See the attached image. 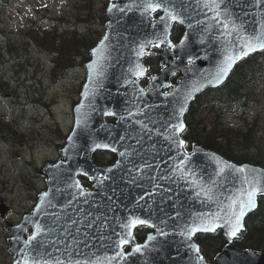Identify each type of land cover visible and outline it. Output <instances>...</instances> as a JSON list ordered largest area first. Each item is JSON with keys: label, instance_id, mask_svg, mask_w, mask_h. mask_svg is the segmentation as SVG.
Here are the masks:
<instances>
[{"label": "water", "instance_id": "1", "mask_svg": "<svg viewBox=\"0 0 264 264\" xmlns=\"http://www.w3.org/2000/svg\"><path fill=\"white\" fill-rule=\"evenodd\" d=\"M144 2L146 0H108L104 33L90 48V57L84 62L85 79L79 91V99L73 106V126L63 146L59 148V158L44 165L41 173L45 176L46 187L37 194L32 210L23 214L19 222L7 226L10 234L7 251L13 257L11 264H17L19 250L24 247L23 241L34 230L33 224L28 223L26 218L33 222L39 221L45 228L51 229L41 235L40 239L45 243L43 249L39 250L46 251L51 258H59L66 264L69 259L84 261L112 255L113 249L106 247L108 241L101 240V237L117 239L115 233L123 231L120 225L130 215L149 220L154 226L150 227L151 230L142 241H136L133 236L129 239V243L124 246L127 250L123 249L126 253L131 252L137 244L147 247L142 253L133 254L120 264H196L197 255L202 256L200 249L196 253L188 244H196L199 248L194 236L212 232L198 231L190 240H185L180 235L181 231L193 222L195 214L219 211L218 202L227 203V197L241 187L239 174L215 177L216 163L209 157L215 155L237 167L247 166L264 171L263 166L234 162L199 143H194L190 150H186L164 139L167 124L177 122L172 117L180 106L184 92L195 86L196 82L201 85L188 101V110L198 94L209 87H216L208 85L204 78L214 73L217 63L223 58L220 50L222 44L214 38L218 34L215 30L206 33L205 26L197 23L205 18V13L197 7L196 0H168L169 6H174L185 21L183 24L171 22L168 39L172 42L173 25L182 26L183 33L175 43L172 42L177 46L175 49L167 48L166 44L159 47L162 68L156 73H150L143 57L156 53L152 47L164 32V24L160 21L164 12L158 9L157 17L153 16L156 12L142 14L138 6ZM230 2L232 11L244 22L249 33L258 29L264 21V0H261L260 5H256L254 0ZM105 36L108 40L107 50L103 53L105 59L102 61V75L90 82L87 66L97 59L92 49H98ZM181 40H184L183 45L180 44ZM146 41H152L153 45H147V54L137 57L139 45ZM189 57L192 58V64L188 63ZM136 63L146 69L145 74L139 78L129 72V68ZM174 75H177L178 82L171 86L170 78ZM144 77L147 78L146 85L139 81ZM125 80L134 83L125 84ZM86 85L94 89V95H83ZM139 89L145 90L142 96ZM163 92H173V95L164 96ZM81 102L83 107L78 109ZM146 104L150 107L145 108ZM138 107L144 109V114L129 117L128 112H136ZM187 110L180 117L184 124ZM105 111L115 115H104ZM107 117H113L114 121L110 122ZM121 117L125 118L122 120ZM78 119L82 120L80 125L76 123ZM137 119L147 123L149 130H142L134 122ZM177 135L182 139L181 133ZM70 136L72 140L68 139ZM121 136L125 137L124 140H120ZM104 143L117 149L113 152L116 158L111 164L98 165L93 161L92 153L111 151V148H95V144ZM125 150L129 152L127 158L119 155ZM185 153L191 161L188 167L200 179L205 182L210 177L218 180L214 189L215 201H206L203 196L197 198L188 183L173 172L174 165L179 164ZM117 161H120L119 165ZM104 175L109 179L98 183L97 178ZM80 176L88 178L91 188L82 183ZM73 181L79 182L85 195L79 194L80 189L70 187ZM153 185L158 187L154 188ZM44 192L49 193L47 199L51 201V206L45 204L43 214L34 215ZM260 195L264 194H258L256 200ZM141 196L143 200L139 199ZM8 211L9 206L0 200V217L6 216ZM251 212L244 218V228ZM157 228L166 235H160ZM216 230H220L229 240L227 229L222 224ZM150 235L155 239L149 240ZM15 237H19V240ZM202 257L201 264H264V249H240L234 244H227L212 261Z\"/></svg>", "mask_w": 264, "mask_h": 264}, {"label": "rangeland", "instance_id": "2", "mask_svg": "<svg viewBox=\"0 0 264 264\" xmlns=\"http://www.w3.org/2000/svg\"><path fill=\"white\" fill-rule=\"evenodd\" d=\"M79 8L77 0H9L0 11V80L6 88L0 92V200L10 208L0 217V247L5 249L8 224L31 211L37 193L46 187L42 168L59 158L64 143L54 132L55 126L64 135L71 130L73 106L85 78L83 64L77 60H73L70 74L60 78L52 71L50 56L33 40L21 61L28 42L24 34L34 24L46 26L50 15L75 21ZM29 36L33 38V33ZM261 89H255L257 97L262 95ZM249 110L244 116L225 117L222 123L244 128L257 113L256 105ZM201 117L206 123L214 119L209 111H203ZM9 260L0 257V264Z\"/></svg>", "mask_w": 264, "mask_h": 264}, {"label": "snow or ice", "instance_id": "3", "mask_svg": "<svg viewBox=\"0 0 264 264\" xmlns=\"http://www.w3.org/2000/svg\"><path fill=\"white\" fill-rule=\"evenodd\" d=\"M256 5L261 4V0H254ZM197 7L205 13V18L203 20L197 21L199 24H203L204 32L211 33L214 30L218 33L214 38L222 44L221 52L223 58L217 63L214 73H210L204 79L208 85L219 86L224 83L228 78L233 67L241 61L243 58L249 56L250 53L256 52L257 50L264 51V21L259 24L258 29L249 33L244 26V22L240 20V17L236 16L232 11V4L230 0H196ZM113 8L115 5L112 6ZM141 7L142 14H149L156 12L158 9H162L164 15L160 17V21L164 24V32L157 42L153 45L152 41H146L139 45V50L136 52V56L140 57L147 54L145 49L147 45H153L154 47H161V45L166 44L167 48L175 49L177 46L173 44L168 39V28L171 22H178L183 24L184 18H182L180 12L176 10L174 6H169L168 0H146ZM112 11V8H109ZM121 11H124L121 9ZM211 13V15H208ZM237 21H240L239 23ZM189 28L192 27L191 24L188 25ZM108 37L105 36L104 39L100 41L99 48L92 49V52L96 54L97 59L93 60L88 64L89 71V81L94 82L96 77L102 75V61L105 59L103 53L107 50L106 41ZM203 43V37L201 38ZM180 44H184V40L180 41ZM189 64H192V58L189 57ZM129 72L137 78L143 76L146 69L140 63H136L133 67L129 68ZM151 79H155L152 77ZM134 83V81L125 80V84ZM201 87L199 82H196L195 86L188 88L182 97L179 108L174 112L173 119H176V123H168L165 128L164 139L171 142V144L177 148H183L185 141L178 138V133H182L186 130V125L180 117H183L185 111L187 110L188 101L193 98V93ZM144 89H139V94L142 96L144 94ZM178 91V90H177ZM94 89H89L85 86V91L83 95L88 97L94 95ZM162 95L170 96L173 92H163ZM83 107V102L78 106V109ZM145 108H149V105H145ZM144 114V109L137 108L136 112L129 111L128 116H138ZM104 115H115L111 111H105ZM125 117H121L123 120ZM136 124L140 125L142 130H149L148 124L143 120H135ZM77 125L82 123V120L78 119L76 121ZM152 123H155L152 121ZM125 137L121 136L120 140H124ZM72 140L70 136L68 138ZM95 148H111L112 152H116L115 147L110 146L107 143L95 144ZM121 157L127 158L129 152L127 150L121 151L119 153ZM216 163L215 177L224 178L230 174H239V183L241 187L231 196L227 197V203L218 202L219 211L211 213L195 214L193 222L187 225L180 233L185 240H190L191 237L198 231L204 232H214L221 224L227 229L226 235L229 240L237 238L238 234L244 230V218L246 214L255 210L257 208V195L264 194V171L256 168H251L247 166L237 167L233 164L227 163L221 160L219 157L212 155L209 157ZM175 159V158H173ZM190 157L187 153L183 155V159L179 161V164L174 165L173 172L178 173L180 179L186 181L189 187L193 190L194 195L199 198L204 197L206 201H215L214 189L218 184L217 179L209 178L207 182L200 179L196 172L188 167L190 163ZM120 161H117L119 165ZM58 167V166H57ZM115 167V165H114ZM149 167V165H145ZM107 171H111L108 169ZM139 171V169H137ZM86 175V173H85ZM191 177V179H189ZM107 175L100 176L97 178L98 183H102L104 180H108ZM163 179V177L161 178ZM75 187L80 189V195H85V192L81 188L78 181H73V185L70 187ZM154 188L158 187L153 185ZM90 195V193L88 194ZM148 195V193H145ZM49 196L48 192H44L40 196V203L36 205L34 211L35 214H43V206L47 204L51 206V201L47 199ZM143 200L144 197L139 198ZM28 223L33 224V232L24 241V247L20 248V258L17 264H65L59 258L53 259L51 255L46 253V251H40L43 249L44 241L40 239L41 235L46 232H50L51 229L45 228L39 221L33 222L29 218H26ZM139 225H147L153 227L149 220L142 219L139 216L130 215L127 220L121 223L120 227L122 232L115 233L117 239L113 240L112 237H101V240H107L108 243L106 247L113 249L112 255H105L103 258L97 257L93 260H72L69 259L66 264H120L121 261H127L129 257L133 254L142 253L143 249L147 245H135L131 252L123 251L124 246L129 243V239L133 236V229ZM91 227V225H89ZM160 235H166L161 229L157 228ZM19 240V237H15ZM149 240H154V236H149ZM188 247L199 253V248L196 244L189 243ZM47 256V258H45ZM203 257L197 255L196 264H201Z\"/></svg>", "mask_w": 264, "mask_h": 264}, {"label": "trees", "instance_id": "4", "mask_svg": "<svg viewBox=\"0 0 264 264\" xmlns=\"http://www.w3.org/2000/svg\"><path fill=\"white\" fill-rule=\"evenodd\" d=\"M9 0H0V11ZM80 12L76 20H63L62 17L48 16V24L42 27L32 25L24 34L25 51L21 61L29 50V43L33 40L37 47L49 56L52 71L56 70L59 77H67L75 67L73 60L83 64L89 59L90 48L100 39L107 20L106 5L108 0H77ZM155 17L159 12L153 14ZM83 29V32L82 30ZM33 33V38L29 36ZM183 28L173 25L171 38L176 42L182 35ZM31 45V44H30ZM155 54L145 55L143 60L151 73L158 72L162 65L158 55L159 48L153 47ZM258 80V81H257ZM172 84L177 83L176 75L170 78ZM81 83L83 82L80 81ZM140 82L146 84V78ZM261 84V85H260ZM4 86L3 88H1ZM255 86V87H254ZM261 89V96L257 97L255 89ZM5 84L0 80V92L5 91ZM261 100V101H259ZM255 104L257 113L244 128L224 125L222 119L244 116ZM203 111H209L214 119L206 123L201 117ZM199 115V116H198ZM113 121L112 117L107 118ZM223 122V123H222ZM56 124V123H55ZM186 130L181 133L185 147L190 149L193 143L213 149L229 160L237 163L250 162L264 167V51L257 50L239 61L230 72L223 84L209 87L196 96L191 102L185 115ZM54 132L64 139L65 135L55 126ZM96 164L106 165L114 162L115 154L103 150L92 154ZM85 186L90 187L87 178L81 177ZM151 229L141 225L135 228L133 235L137 241H142ZM201 255L212 261L222 248L228 243L240 249L261 250L264 248V195L257 200V208L246 218L245 228L235 240L226 239L220 230L212 233H198L194 236ZM9 257L7 264H11L12 257L5 248L0 247V257Z\"/></svg>", "mask_w": 264, "mask_h": 264}, {"label": "bare ground", "instance_id": "5", "mask_svg": "<svg viewBox=\"0 0 264 264\" xmlns=\"http://www.w3.org/2000/svg\"><path fill=\"white\" fill-rule=\"evenodd\" d=\"M21 56H22V55H21ZM19 57H20V56H19ZM17 76H18V75H17ZM17 80H18V79H17ZM5 81H6V80H5ZM257 81H258V80H257ZM4 83H6V82H4ZM14 85H15V84H14ZM260 85H261V84H260ZM15 87H16V86H15ZM254 87H255V86H254ZM15 93H16V92H15ZM0 126H1V125H0ZM6 128H8V127H6ZM6 128H5V129H6ZM2 129H3V128H2ZM2 131H3V130H2ZM4 132H5V131H4ZM4 132H3V133H4Z\"/></svg>", "mask_w": 264, "mask_h": 264}, {"label": "flooded vegetation", "instance_id": "6", "mask_svg": "<svg viewBox=\"0 0 264 264\" xmlns=\"http://www.w3.org/2000/svg\"><path fill=\"white\" fill-rule=\"evenodd\" d=\"M0 79H2V77H0Z\"/></svg>", "mask_w": 264, "mask_h": 264}]
</instances>
